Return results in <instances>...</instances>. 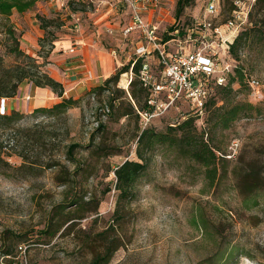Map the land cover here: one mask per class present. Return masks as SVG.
I'll use <instances>...</instances> for the list:
<instances>
[{
  "label": "rangeland",
  "instance_id": "1",
  "mask_svg": "<svg viewBox=\"0 0 264 264\" xmlns=\"http://www.w3.org/2000/svg\"><path fill=\"white\" fill-rule=\"evenodd\" d=\"M177 1L163 4V30L179 21L184 32L194 19L207 13L208 0H194L177 16ZM219 1L220 13L212 18L215 24L229 19L234 6V0ZM114 2L37 0L26 11L14 9L8 17L0 14V80L8 75L7 68L24 59L10 51L13 44L18 43L39 62L56 51L58 42L70 37L75 42L79 36L91 35L108 45V24L121 18L119 14L117 22L112 20L116 16L111 8ZM124 22L122 18L121 25ZM8 26L17 40L9 35ZM119 41L117 37L112 44L119 48ZM242 47L243 54L236 60L261 86L255 89L235 82L236 100L261 106V113L241 117L229 128L212 129L208 112L204 124L197 121L217 149L225 150L232 140L239 139V153L230 160L231 166L242 172L253 164L262 173L258 188L250 191L242 187L233 174L207 188L186 160L159 147L133 193L119 198L115 169L127 158L137 159L138 129L151 126L162 130L182 120L189 105L179 101L146 125L142 117L123 115L125 104L133 99L131 85L122 81L129 77L121 74L113 89V107L111 93L105 91L58 116L19 110L24 115L13 124L15 128L0 132L5 144L1 158L8 162L0 158V264L19 262L14 256L19 254L20 244L27 245L26 255L32 264H86L91 253L80 240L112 222L123 242L109 264H264V41ZM117 57L128 63L124 52H118ZM153 66L159 75L158 64ZM26 82L29 80L22 84ZM25 86L28 90L29 85ZM29 98L28 92L25 100ZM24 163L27 165L22 166ZM41 164L43 168L29 167ZM74 198L89 204L80 213L85 217L74 219L78 234L69 235L63 232L68 224L63 226V218L70 211L74 216L79 213L78 205L72 204ZM95 207L98 210L93 211Z\"/></svg>",
  "mask_w": 264,
  "mask_h": 264
},
{
  "label": "trees",
  "instance_id": "2",
  "mask_svg": "<svg viewBox=\"0 0 264 264\" xmlns=\"http://www.w3.org/2000/svg\"><path fill=\"white\" fill-rule=\"evenodd\" d=\"M36 1L37 0H0V14L8 17L12 14L14 9L20 12L26 11L30 9V7H33ZM193 1L194 0H178L176 15H181L185 6ZM178 27V24L172 25L170 31H173ZM8 33L13 39L17 40L14 30L10 26H8ZM167 37L168 34L166 38ZM254 41H264V0H256L250 11L247 25L230 46L229 54L237 63L234 73L230 74L225 85L216 86L213 94L206 102V115L208 112L210 117L209 122L212 129L229 128L239 118L251 116L255 113H261L262 111L261 106L254 104L249 100H236L237 91L234 87L235 82H239L241 85L249 84L248 78L250 73L244 66H242L241 62L236 60V57L241 58V55L243 54V45H246L249 42L253 43ZM10 51L17 57L24 59L17 62L14 67L7 68L8 75L0 80V99L2 97L13 98L16 96L25 79L32 81L34 86H49L58 95H63L64 85L44 70V62H39L38 58L24 52L19 47L18 43L15 45L13 44ZM141 63L142 60L139 59L134 65L136 77L133 78L130 84V93L133 101H127L128 103L125 104L124 109L122 110L123 115L135 114L138 117H141L140 111L148 110V90L142 86L140 79L138 80L137 78ZM130 66L131 62L118 68L112 75L104 80L103 84L96 86L91 90L89 89V91L85 93V96L64 97L61 101L54 103L52 106L35 108L33 113L40 112L50 116L66 114L70 108L79 106L83 99L89 98L90 100L91 97L96 98V96L105 91H110L111 94L109 98L111 106L113 107L115 100V91L113 89L115 85L118 84L121 74L128 71ZM33 68L35 69L32 70ZM124 75L125 74H123V76ZM122 81L124 84H127L128 79L122 77ZM144 94H146L145 97ZM142 98H145L143 102ZM21 115L24 114L19 110H13L10 113L5 114L0 113V132L7 130L6 128H15L13 124ZM197 120L198 117L188 111L183 115L182 120L169 123L162 130H158L151 126L139 128L136 134L137 159L127 158L122 163L118 164L115 169L116 178L118 179L116 180V188L119 190V198L128 197L133 193L137 181L143 177L151 167L152 160L159 147L169 149L177 158L186 160L190 171L200 175L204 186L207 188H213L219 185L222 179L229 174L236 176L238 183L250 191L258 188L262 173L257 171V168H254L253 164L250 165L248 169L238 172L237 166H231V159L220 156L218 153L225 152L227 148L225 150L217 149L212 144V137L210 139L206 137L208 132L199 129ZM4 145L5 144L0 141V158L1 154L4 153ZM3 161L8 164L7 161ZM26 165L27 163H24L22 166ZM29 167L43 168L42 164L37 166L30 165ZM72 204L78 205V217L74 216L71 211L67 212L66 216L63 218V226L67 223L68 224L63 232L69 235H75L76 233L77 235L78 232L75 230V227L78 224L74 219H82L85 217L84 213H80L81 210L84 211V205L89 203L74 198ZM92 210L96 211L98 210V207H95ZM119 211H121L120 206H117L116 213ZM81 231L86 232L82 229ZM80 241L88 246L91 253V259L86 264H109L112 257H114V253L120 248L123 242L117 235V228L113 222L102 231L89 233L84 240ZM17 250L19 254L14 256L15 259L22 254L19 249ZM16 261L18 262V260H15L14 262Z\"/></svg>",
  "mask_w": 264,
  "mask_h": 264
},
{
  "label": "built area",
  "instance_id": "3",
  "mask_svg": "<svg viewBox=\"0 0 264 264\" xmlns=\"http://www.w3.org/2000/svg\"><path fill=\"white\" fill-rule=\"evenodd\" d=\"M167 1L115 0L113 5L122 6L129 18L122 27L123 36L129 39L128 42L137 41L134 46L124 42L119 48H114L113 53L118 55V52H124L128 63L131 62L129 71L122 73L129 77L128 86L136 75L135 63L142 60L137 76L148 90V110L140 111L145 125L152 117L179 101L189 104L188 111L198 117L199 123L204 124L206 102L217 85L227 83L237 66L229 49L247 25L256 0H234L231 17L221 24H215L212 19L220 13V1L208 0L204 18L194 19L184 32L180 27L173 31L163 30V20L154 19ZM77 18L79 21L80 17ZM109 32L112 33L113 28ZM164 33L166 36L168 34L167 38ZM154 64L159 66V75L155 72ZM248 82L255 89L261 86L260 80L251 74ZM8 99H0L2 114L8 113ZM106 109L110 110L109 107ZM239 149L240 141L234 139L225 152L218 153L233 159ZM18 249L22 253L20 261L13 264H32L26 255L27 245L21 244Z\"/></svg>",
  "mask_w": 264,
  "mask_h": 264
},
{
  "label": "crops",
  "instance_id": "4",
  "mask_svg": "<svg viewBox=\"0 0 264 264\" xmlns=\"http://www.w3.org/2000/svg\"><path fill=\"white\" fill-rule=\"evenodd\" d=\"M111 8L116 13V16L112 19L113 21L117 22L119 14L121 15L118 23L112 24L111 21L108 24L109 27L107 26L108 30L113 28L112 33L105 34L110 39L111 44L98 42L91 35L79 36L80 38L75 42L70 37V39L58 42L55 47L56 51L52 52L46 60H42L45 63L43 65L44 70L64 85L63 95H58L49 86H34L33 82L29 81L25 83L29 85L28 90H26L25 84H21L18 95L13 98L9 97L8 112L13 110L31 112L38 107L52 106L64 97L81 96L89 89L91 90L103 84L104 80L123 64L118 59V55L113 53L117 45L112 44V41L117 40V37H119V40H121L119 42L123 45L124 42L129 40L122 34V27L128 22L129 18L122 6L113 7L112 5ZM120 10H123V12ZM162 13L163 10H159L154 19L161 18L164 22L165 19L162 18ZM122 18L125 19L123 25H121ZM130 41L127 42L131 46L134 43ZM28 92L30 98L26 101L25 96Z\"/></svg>",
  "mask_w": 264,
  "mask_h": 264
},
{
  "label": "bare ground",
  "instance_id": "5",
  "mask_svg": "<svg viewBox=\"0 0 264 264\" xmlns=\"http://www.w3.org/2000/svg\"><path fill=\"white\" fill-rule=\"evenodd\" d=\"M127 85H128V82H127Z\"/></svg>",
  "mask_w": 264,
  "mask_h": 264
}]
</instances>
